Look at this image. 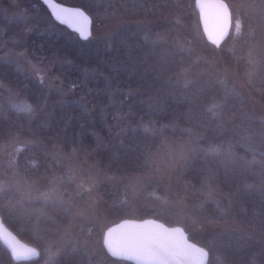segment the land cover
<instances>
[{
  "label": "trees",
  "instance_id": "16d2710c",
  "mask_svg": "<svg viewBox=\"0 0 264 264\" xmlns=\"http://www.w3.org/2000/svg\"><path fill=\"white\" fill-rule=\"evenodd\" d=\"M58 1L84 8L95 26L98 9L90 0ZM224 1L239 8V29L219 44L227 47L228 53L235 49L251 53L254 85L264 102V0L255 1L247 9L241 5L249 0ZM35 2L50 15L40 0ZM125 5L129 20L136 22L118 28L110 45L101 39L92 40L91 35L80 39L57 22L67 33L31 31L26 39L30 50L41 46L72 67L100 74L106 97L94 109L72 99L50 105L45 88L24 77L12 62L0 60V81L15 89L34 111L29 114L0 102V141L18 131L35 137L38 144L20 147L14 163L23 175L37 182L47 181L61 170L45 148L60 146L91 152L99 169L109 177L99 181L98 191L105 205L115 206L112 222L152 216L175 224L143 211L132 215L129 209H123L125 195L121 190L128 175L147 168L148 154L159 144L161 134L184 137L194 133L203 148L187 160L185 182L196 189L212 182L241 206L242 223L264 234L261 176L254 169L210 152L230 149L264 160V113L246 91L232 79L222 77L215 59L219 44L204 35L195 0H136ZM196 15L201 30L197 27L194 31L190 24L196 22ZM8 27L18 31L21 23L11 22ZM225 205L207 200L199 210L202 220L228 218V210L222 211ZM0 215L10 229L39 251L35 258L13 260L0 241V264H36L45 249L59 241L62 245L54 264H90L85 241L102 244L101 233L90 218L77 216L53 200H27L19 190L0 187ZM183 228L191 240L207 249V264L214 251L227 264H264V244L244 234L232 231L206 235ZM105 255L103 264H134L106 251Z\"/></svg>",
  "mask_w": 264,
  "mask_h": 264
},
{
  "label": "rangeland",
  "instance_id": "374dc122",
  "mask_svg": "<svg viewBox=\"0 0 264 264\" xmlns=\"http://www.w3.org/2000/svg\"><path fill=\"white\" fill-rule=\"evenodd\" d=\"M126 1L136 0H90L94 8L98 9L95 26H91L92 40L101 39L110 45L112 35L118 28L127 22H136L129 20L127 16L130 12L126 11ZM255 1L257 0H249L242 4L241 8L247 9ZM229 9L230 24L227 35L231 31L235 35L239 29V8L229 6ZM11 22H20L21 29L10 31L8 26ZM55 22L35 0H0V60L12 62L24 77L45 88L50 105L72 99L94 109L106 97L103 92L104 80L98 72L72 67L68 61H61L54 54L46 53L41 46L30 50L26 45L27 36L31 31L42 34L67 33L65 28ZM176 23L182 25L181 20H176ZM190 25L194 31L197 27L201 30L197 15L196 22ZM216 52L215 59L222 77L232 79L249 94L264 113V102L254 85L255 65L251 53L242 49L228 53L227 47L220 44L216 47ZM71 67L75 69L73 72ZM0 102L34 114L32 106L24 97L1 81ZM150 130L152 131V127ZM35 144H38L35 137L22 131L0 141V187L19 190L27 200L43 198L56 201L70 209L73 214L93 220L102 236L103 229L114 219L111 214L115 206L111 203L105 205L100 197L98 183L109 177L99 169L93 153L64 150L60 146L45 148L56 160L57 165H61V170L47 181L37 182L23 175L14 163V154L20 147ZM201 148L203 147L194 133H188L184 137L161 134L159 144L148 154L147 168L126 177L121 190L125 195L124 200H121L125 203L123 209H129L132 215L142 211L145 214H157L189 228L192 232L213 235L235 231L264 244V234L242 223L241 206L235 199L212 182L196 189L183 179V168L187 160ZM210 152L235 165L256 170L262 178L264 188V160L258 161L254 157H246L230 149ZM207 200L226 203L222 211L228 210V218L216 221L202 220L199 210ZM67 236L72 235L68 233ZM61 245L62 241H59L47 247L43 257L36 264H54ZM101 245L96 240L85 241L90 264H103L105 261L106 255ZM208 264L227 263L214 251Z\"/></svg>",
  "mask_w": 264,
  "mask_h": 264
},
{
  "label": "water",
  "instance_id": "95a60500",
  "mask_svg": "<svg viewBox=\"0 0 264 264\" xmlns=\"http://www.w3.org/2000/svg\"><path fill=\"white\" fill-rule=\"evenodd\" d=\"M54 21L86 39L91 34V15L81 6L58 0H40ZM201 28L207 40L218 45L227 35L230 9L224 0H195ZM0 241L13 260H28L38 255V248L21 239L2 220ZM105 251L134 264H206L207 249L191 240L180 224L145 216L122 218L107 225L102 234Z\"/></svg>",
  "mask_w": 264,
  "mask_h": 264
}]
</instances>
